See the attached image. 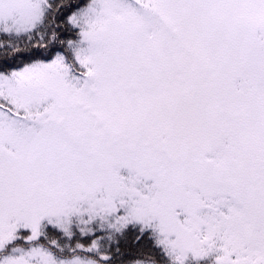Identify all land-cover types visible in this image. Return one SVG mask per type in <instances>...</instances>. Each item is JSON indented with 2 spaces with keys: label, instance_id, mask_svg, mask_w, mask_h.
<instances>
[{
  "label": "snow or ice",
  "instance_id": "6c2138e0",
  "mask_svg": "<svg viewBox=\"0 0 264 264\" xmlns=\"http://www.w3.org/2000/svg\"><path fill=\"white\" fill-rule=\"evenodd\" d=\"M0 264H264V0H0Z\"/></svg>",
  "mask_w": 264,
  "mask_h": 264
}]
</instances>
